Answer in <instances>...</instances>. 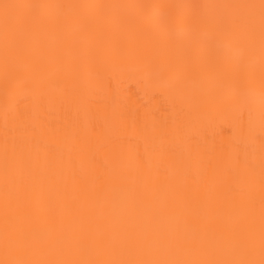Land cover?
I'll list each match as a JSON object with an SVG mask.
<instances>
[{
	"label": "snow or ice",
	"instance_id": "obj_1",
	"mask_svg": "<svg viewBox=\"0 0 264 264\" xmlns=\"http://www.w3.org/2000/svg\"><path fill=\"white\" fill-rule=\"evenodd\" d=\"M173 48L226 71L193 82L162 54ZM54 64H63L72 81L65 99L80 104L94 136L75 123L47 127L44 74ZM101 69L137 77L148 102L114 98L97 129L88 94ZM0 77V264H264V0H0ZM24 84L38 91L28 108ZM257 86L259 125L245 102ZM161 96L171 125L147 119ZM220 110L233 114L240 142L210 156L186 130ZM129 118L142 143L109 172L102 153ZM157 152L170 153L174 175L153 163Z\"/></svg>",
	"mask_w": 264,
	"mask_h": 264
},
{
	"label": "bare ground",
	"instance_id": "obj_2",
	"mask_svg": "<svg viewBox=\"0 0 264 264\" xmlns=\"http://www.w3.org/2000/svg\"><path fill=\"white\" fill-rule=\"evenodd\" d=\"M34 3H238L245 0H27ZM183 39V34L178 36ZM144 39H147L145 37ZM45 44L48 47H54L56 41L54 38H47ZM66 54L70 55L71 50L66 49ZM167 58H172L183 63L188 71L189 77L193 82H198L203 76L223 73L226 70L219 66H214L208 58L199 52L190 51L184 48H173L162 53ZM238 71V70H232ZM43 91L47 96L42 113L44 121L49 129H62L70 123L78 124L82 131L90 135L92 132L91 124L83 119V113L80 104L65 99V89L71 86L72 81L64 71L63 64H54L47 67L44 74ZM22 98V108L31 106L34 97L38 94L30 84H24L19 89ZM89 101L92 115L96 121L97 129L103 124L104 116L110 111L111 102L114 98L127 100L131 95V100L136 101L140 98L141 103H147L148 97L145 95V87L137 77L121 74L117 71L101 69L98 74H94L90 81ZM161 105L156 106L155 114L149 115L148 120H156L161 125H171L174 118V112L171 102L167 96L160 97ZM246 103L250 104L257 125L260 121L261 99L257 86L255 95ZM167 109L166 111L164 109ZM142 118H143V109ZM3 130V97H2V77H0V134ZM187 134L201 142L203 149L208 150L209 155L215 154L220 148H231L235 143L240 142L239 129L235 118L231 112L220 110L211 120H205L197 125H191L187 128ZM108 147L102 155L108 163L109 172L113 168L119 167L120 157L127 154L129 159L134 146L139 142L142 143V137L139 134L137 125L129 118L126 122L117 124L110 133ZM120 137V139H117ZM166 145L171 143L170 138H164ZM170 153L157 152L153 156V163L164 161L168 164L169 175L175 174V168L169 160ZM243 159V153L240 154ZM109 177L106 176V179ZM179 178H177L178 180ZM198 179L194 176L193 180ZM225 198L232 195L230 192L222 194ZM202 219V223H206Z\"/></svg>",
	"mask_w": 264,
	"mask_h": 264
}]
</instances>
